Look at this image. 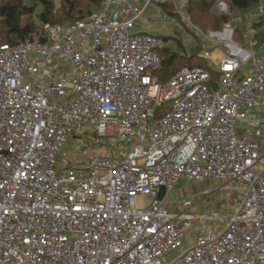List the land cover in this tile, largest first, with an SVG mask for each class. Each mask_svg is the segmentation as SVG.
Masks as SVG:
<instances>
[{
  "label": "built area",
  "instance_id": "obj_1",
  "mask_svg": "<svg viewBox=\"0 0 264 264\" xmlns=\"http://www.w3.org/2000/svg\"><path fill=\"white\" fill-rule=\"evenodd\" d=\"M143 18L138 0H103L43 24L45 41L0 47V264H264V117L249 116L264 109V58L254 40L218 45L227 24L202 50L215 84L201 66L163 83L172 40L135 31ZM181 178L223 182L229 216L170 199Z\"/></svg>",
  "mask_w": 264,
  "mask_h": 264
},
{
  "label": "trees",
  "instance_id": "obj_2",
  "mask_svg": "<svg viewBox=\"0 0 264 264\" xmlns=\"http://www.w3.org/2000/svg\"><path fill=\"white\" fill-rule=\"evenodd\" d=\"M219 0H187L186 12L189 18L200 27V29H220L230 18L226 14L219 13L216 5ZM103 0H62L61 6L56 8L53 0H0V45L15 46L26 39L40 41L47 40V33L43 24L51 25L69 24L80 19L90 17L95 9H99ZM262 0H229L232 9L244 15L261 5ZM164 9L175 15L167 4ZM96 10V11H97ZM264 13L261 19L253 21L252 27L258 28L262 25ZM237 32L247 26V21L241 20ZM196 47L189 54L186 52L178 38L165 37L166 40H174V46L165 47L160 50L163 59L162 68L158 73L160 81L165 76L169 78L179 69L184 67L201 66L209 69L213 74V84L219 79L220 74L206 67L200 53L204 42L198 34ZM256 38L262 41L263 33H258ZM178 43V44H177Z\"/></svg>",
  "mask_w": 264,
  "mask_h": 264
},
{
  "label": "rangeland",
  "instance_id": "obj_3",
  "mask_svg": "<svg viewBox=\"0 0 264 264\" xmlns=\"http://www.w3.org/2000/svg\"><path fill=\"white\" fill-rule=\"evenodd\" d=\"M53 1L56 5V8H59L61 6L62 0H53ZM263 2L264 0H262L261 5L257 6L254 10L247 12L244 15H241L232 9L229 0H219L216 5L217 11L219 13L228 15L230 20L218 30L212 28L205 30L200 29V27L196 25V23L193 22L191 18H189L186 10L184 13V16L186 17L185 21H182L181 15L179 13L176 14V16H173V15H169L164 10H162L161 18L153 19L154 11L151 10L148 11L146 18H143L137 22L135 26V31L147 32V33L161 35L170 38H178L182 43L183 47L185 48L186 52L190 54L192 50L196 47L197 41L195 35L198 34L199 38L203 39L204 44H206L205 41L206 42L208 41L209 34L211 32H220L221 34L222 33L224 34L225 26L229 24L233 30L232 38H230L229 36V38H226L224 41L220 40L221 42H219L218 45H221L222 47L226 48L227 43L230 40H233L239 45L250 47V43L253 38L252 36L253 34L256 33V30L252 29V24L254 20L261 19V15L263 14L264 11ZM96 10L97 9H95L94 12ZM241 20L247 21L248 23L247 26L244 27L240 32H237V28L239 24L242 22ZM151 22L153 23L152 25L149 24ZM177 23L181 25L180 28H177L175 30L169 27L170 25ZM200 31L206 35L204 36V38H202V36L200 35L202 34ZM254 41L256 47L259 44L260 40L256 38V40ZM173 42L175 41L172 39V43ZM212 45L211 47L214 46ZM6 46L7 44L0 45V47H6ZM200 58H203L206 67H211L215 69L213 66L214 63L212 62L213 60L206 57L204 51L200 53ZM66 68L69 71L74 70L73 66L70 64L67 65ZM167 80H169V77L165 76L162 79V82L163 83L167 82ZM249 116L251 119L264 117V109H262L260 112L256 110H252L249 113ZM243 130H245V126H243ZM80 139L81 137L78 136L75 137L73 141H71L64 147L63 152L69 153L77 150V148L81 145L79 141ZM121 148L122 146L120 145L119 148L116 150L117 153L125 154L124 149L123 151H121L120 150ZM222 185L223 182L221 181L206 180L199 182L195 180L181 178L173 184V189L169 194V198L175 201H181L185 198H191L195 203L199 204L197 208L199 212H206L208 214H212L224 218L229 216L230 212L232 211V206L235 203V193L231 190H221ZM166 196H167V188L166 186H162L159 191V199L163 200ZM203 200H205L207 203L204 202ZM217 223L220 229H222L225 226V222L223 223L220 220H217ZM194 237L195 234L193 230L187 234V237L184 241V245L186 247L190 246L193 243ZM175 256H176V252H170L166 256V258L170 261Z\"/></svg>",
  "mask_w": 264,
  "mask_h": 264
},
{
  "label": "crops",
  "instance_id": "obj_4",
  "mask_svg": "<svg viewBox=\"0 0 264 264\" xmlns=\"http://www.w3.org/2000/svg\"><path fill=\"white\" fill-rule=\"evenodd\" d=\"M138 3L142 7H145V18L147 17L148 11L153 10L154 11L153 19H157V18H161L162 17V10L167 12L164 9L163 4H167L169 9H171L172 12H174V14H175V15H173V14L167 12L169 15L176 16V14H178V12H179V10L181 9L182 6H184V13H185L187 0H150L149 3L147 2V0H138ZM263 13H264V11H263ZM149 24L152 25L153 23L151 22ZM180 26L181 25L179 23H177V24H172L169 27L176 30L177 28H180ZM252 29L256 30V33L253 34V36H252L253 38H252L251 41L256 40V35L258 33H263L264 34V20H263V23H262V25L260 27H258V28H253L252 27ZM172 46H174V42L172 43ZM254 50H255L256 56L258 58H264V39L262 41H260L259 44L256 47H254ZM219 57H220L219 53L215 52L214 53V58H219Z\"/></svg>",
  "mask_w": 264,
  "mask_h": 264
}]
</instances>
